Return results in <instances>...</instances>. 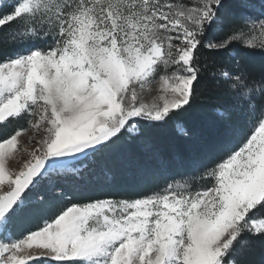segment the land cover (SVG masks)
<instances>
[{"label": "snow or ice", "instance_id": "obj_1", "mask_svg": "<svg viewBox=\"0 0 264 264\" xmlns=\"http://www.w3.org/2000/svg\"><path fill=\"white\" fill-rule=\"evenodd\" d=\"M258 6L0 0V127L19 125L0 139V264H251L264 249ZM204 102L222 106L209 163L149 191L90 190L116 185L93 164L122 136Z\"/></svg>", "mask_w": 264, "mask_h": 264}, {"label": "trees", "instance_id": "obj_2", "mask_svg": "<svg viewBox=\"0 0 264 264\" xmlns=\"http://www.w3.org/2000/svg\"><path fill=\"white\" fill-rule=\"evenodd\" d=\"M253 3L259 5L260 0H253ZM236 51H241L239 45ZM250 59L255 65L264 62V58L260 56ZM219 111H222V106L218 103H197L162 127L149 130L142 139L122 136L95 161L98 171L106 167L109 174L116 177V185L108 189L105 184H94L90 190L99 192L133 187L149 191L173 178L180 179L192 172L193 162L209 163L204 151L206 147L210 149L213 157L219 154L215 147L222 133V125L218 121ZM15 127L17 124L9 125L6 129L0 127V139ZM179 128L185 134H181ZM249 258L251 264H264V249L257 246Z\"/></svg>", "mask_w": 264, "mask_h": 264}, {"label": "rangeland", "instance_id": "obj_3", "mask_svg": "<svg viewBox=\"0 0 264 264\" xmlns=\"http://www.w3.org/2000/svg\"><path fill=\"white\" fill-rule=\"evenodd\" d=\"M259 4H260V3H259ZM249 11L252 12V13H254L256 16H259L262 10L260 9V7H256V8H254V9H250ZM152 87L155 88V85H153ZM153 95H155V92H154V91L151 92V93H147V94H146V98L151 99V97H152ZM18 126H19V125H17V127H18ZM15 128H16V127H15ZM15 128H14V129H15ZM179 131H181L180 128H179ZM21 139H22V141H26V140H27V137L25 136V137H22ZM15 166H16L15 163H13V167H15ZM93 166L96 167L95 163L93 164ZM97 170H98V169H97ZM95 184L98 185V186H102V185H104V184L102 183V181L99 182V183H95ZM165 184H166V183H162V184H160L159 186H157L156 188H161V187H163ZM93 185H94V184H93ZM90 187H91V186H90ZM101 189H102V188L100 187L99 190H101ZM58 207H59L58 205H53L51 208H49L48 212H49V213H50V212L53 213V212H55V211L58 210ZM22 223L25 224L26 226H31V222H30V221L23 220Z\"/></svg>", "mask_w": 264, "mask_h": 264}]
</instances>
